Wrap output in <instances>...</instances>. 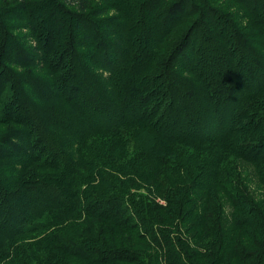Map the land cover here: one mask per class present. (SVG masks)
<instances>
[{
	"label": "trees",
	"instance_id": "trees-1",
	"mask_svg": "<svg viewBox=\"0 0 264 264\" xmlns=\"http://www.w3.org/2000/svg\"><path fill=\"white\" fill-rule=\"evenodd\" d=\"M92 1L49 0L82 43L68 40L60 50L52 28L39 66L10 62L48 79L22 80L0 64V122L23 127L19 142L0 146V158L15 156L5 150L14 149L28 165L60 172L59 181L23 182L22 201L1 191L0 264H59L66 256L86 264L138 262L136 250L82 236L97 224L147 240L169 264H196L185 248L192 241L210 249L205 263L250 261L261 253L250 264H264L261 211L240 204L237 183L221 173L229 159L264 169V0H218L237 4L244 25L211 0H122L150 22L143 49L134 17L121 10L99 20L112 3L90 8ZM27 4L19 3L20 11L28 12ZM164 38L176 42L165 46ZM82 55L87 60L80 64ZM215 186L232 201L233 226L213 221L223 213L214 204ZM164 218L171 228L187 227L186 238L158 223Z\"/></svg>",
	"mask_w": 264,
	"mask_h": 264
},
{
	"label": "rangeland",
	"instance_id": "rangeland-1",
	"mask_svg": "<svg viewBox=\"0 0 264 264\" xmlns=\"http://www.w3.org/2000/svg\"><path fill=\"white\" fill-rule=\"evenodd\" d=\"M22 1L24 0H0V64L1 66L6 65L7 67L11 68V72L13 74L15 73L22 80H24L23 77H26L28 75L31 77V80L32 79L37 80L36 77L37 75L39 77H43L44 79H48V75H45L40 70L37 71L31 67L23 68L17 64L16 66L11 65L10 62L15 59L16 60L20 59L26 62L29 61L30 63H35L34 64L35 66H39L40 63L42 62V58H40V54L43 53L41 49H42V44L44 43V39L46 37L45 35H47L48 31H50L52 28L55 30L54 38L56 39V43L59 44L60 50H63L64 48L66 49L67 47L66 44L68 40L70 43L72 41H76L77 44L82 43L83 40L80 36H77L73 33L72 28L67 26L68 22L65 17H62V15H60L59 13L56 14V12L53 11L54 6L51 2H49V0L48 1L26 0L27 2H30V4L26 5L28 12L20 11L19 3H21ZM108 1L112 3L111 7L108 9L107 13H105L98 19L106 20L109 17L114 16L115 14H117V12L121 10L131 15L132 17H134L133 33L138 36V39L135 42L137 43L139 40L140 42L137 45V47L139 49H143L145 44L147 43V39L145 37L146 34L144 33L149 29V25H150L149 20H146L143 17L144 14L139 13V9L136 6L134 7L133 5H130L129 8H125V6L127 5L125 3H122V0H116L115 3H113L114 1L112 0H93L92 2H90L89 6L90 8L96 6H104ZM211 1H212L211 3L212 8L223 12L224 14L227 15L228 18L230 15L235 18L239 16L241 17L239 18V21L242 22L243 25L245 24V21H243V16L240 14V7L237 4L234 3L230 4V3H226L225 1H218V0H211ZM68 9L72 11H76V8L74 7L73 8L68 7ZM206 20L207 22L213 21L210 17H207ZM135 21L136 23H134ZM27 25L28 27H25ZM82 27L84 30L90 33L89 32L90 29H88L86 26H82ZM153 35L154 33L152 34V36ZM163 42L165 46L169 45V47H171L176 41H171L168 38H164ZM7 47L8 49H6ZM86 60H87V56L82 55L81 59L79 60V63L81 64L82 61H86ZM118 70L122 71L123 65H119ZM126 75L127 74L124 71H122L119 76L121 78V76L125 77ZM117 85H120V83H117ZM9 86L10 85H8V87ZM112 90L111 91L115 93L114 89ZM120 91H119V95L121 96L122 94L120 93ZM4 95L5 92L2 93L3 97ZM21 130H23V127L19 124L1 121L0 146L4 147L5 140L8 139L9 140L14 139L15 141L19 142V140H16V138H18L17 136H19ZM19 144L22 145L21 148L22 151L29 152V147L27 145L23 144L22 142ZM66 149L68 150V152L72 151V149H69L68 146L66 147ZM5 150L13 153V155H15L16 153V155L12 156V154L9 155L10 153L9 154L5 153L6 157L0 158V193H2L1 191H4L5 193L15 192L17 198H14V201H19L23 199V194L19 195V192L21 190L19 186L22 185L23 182L32 181L30 183L35 184L33 182L40 181V179L48 182L51 180L59 181L60 172L58 170L47 169L43 167L39 162H34L31 163V165H28L27 161L29 160L30 162V159L24 156H18L20 152L17 153V151H15L14 149H9V148ZM20 155H22V152ZM260 166L261 164H253L252 162L243 161L241 159H229L221 167L222 170L221 173H223L222 176L227 175L226 177H224V180H227L229 182L233 181L237 183L236 188L238 192H241L240 194L244 198L242 201H240V204L245 205V207L248 209L251 208L253 209L255 207L257 210V208H259L261 211L259 215L261 218L264 219V169H262V167ZM17 180H19V183H21L18 186L16 183ZM59 184L60 183H58V185ZM100 193L101 192H99L98 194L100 195ZM212 193L213 196L216 197V199H214L215 206L223 212L222 215L216 213L213 221L214 222L216 221L215 223L218 225H222L223 222L220 220V218H224L225 225H227L226 227L233 226L234 222L236 223L237 221V217L236 215L234 217L233 214L234 208L231 205L232 201L230 200L229 196H226V194L222 192V190H220L218 186L212 188ZM23 202H25V200ZM11 204L12 206H14L13 207L14 209H18L20 211V209L17 208L13 203ZM168 207L171 208V206ZM162 208H163L162 210H166V207L162 206ZM176 208L177 209L180 208V205L179 206L176 205ZM243 210L246 211L245 213L246 216H248L247 214H250V212H247L246 209ZM238 216H240V214H238ZM163 220L164 222L161 221L159 222L157 221V222L159 224H165L169 228L167 229L169 233L178 234V236L182 235L183 239L186 238L185 230L187 227L182 225L181 228L179 227L171 228L169 224L170 220L169 219L166 220L165 218ZM261 232L264 234V231ZM93 234L99 235L100 242L98 243L96 242L95 236H93ZM236 234H237L236 239L239 242H241V245L248 244L247 240L245 239L244 241L242 240L241 237L244 236L245 233L241 235L240 233L236 232ZM128 235H130V233L127 234L126 237L125 234H123V232L110 231L109 233L107 228L105 229L104 227H101L99 224H97L95 225V228L93 227V233L92 232L89 234L87 233L86 235L83 234L82 236L91 238L94 241V245L103 242L106 244V246H110V248L117 249L118 251L128 250V249L136 250L139 254V260L138 262L134 261L133 264H169L172 262L168 260L165 256L163 257L162 253L154 249L147 240L143 242L138 237L137 238L133 237L132 234L130 235L131 237ZM255 238H256L255 240L259 241L260 235L258 236L255 235ZM176 240L177 239H175L174 241ZM18 243L20 244V242ZM189 244H191L190 240H189ZM192 244L194 246L187 248L186 245L185 248L187 249V252L193 257V260L196 264H202L203 257L205 255H208L210 249H207V246H205L204 243H199V242L197 243V241L196 243L192 241ZM255 248L256 247L254 246L253 250H256ZM258 256L260 258L261 253H259ZM258 256H254L253 257L254 259L250 261L234 260L232 263L233 264H248V263L250 264L251 262L254 263L256 262L255 260ZM204 263L205 262H203V264ZM59 264H86V263H84L79 259L66 256V257H62ZM112 264H125V262L116 261ZM205 264H212L211 259L207 261ZM214 264H223V261L219 263L216 262Z\"/></svg>",
	"mask_w": 264,
	"mask_h": 264
}]
</instances>
